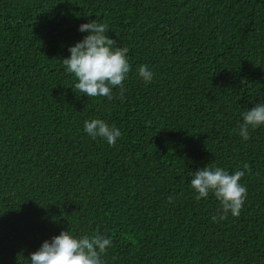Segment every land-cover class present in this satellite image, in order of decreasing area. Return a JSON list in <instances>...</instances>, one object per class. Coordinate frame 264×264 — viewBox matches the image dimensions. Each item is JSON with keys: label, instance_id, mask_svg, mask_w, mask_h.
Instances as JSON below:
<instances>
[{"label": "trees", "instance_id": "16d2710c", "mask_svg": "<svg viewBox=\"0 0 264 264\" xmlns=\"http://www.w3.org/2000/svg\"><path fill=\"white\" fill-rule=\"evenodd\" d=\"M92 19L128 49L111 100L62 63ZM261 100L264 0H0V264L61 230L110 236L105 264H264V125L238 134ZM94 118L115 145L83 131ZM206 164L245 171L239 216L195 198Z\"/></svg>", "mask_w": 264, "mask_h": 264}, {"label": "clouds", "instance_id": "9594fccd", "mask_svg": "<svg viewBox=\"0 0 264 264\" xmlns=\"http://www.w3.org/2000/svg\"><path fill=\"white\" fill-rule=\"evenodd\" d=\"M78 31L86 35L68 47L70 55L62 59L63 67L76 78L74 88L80 93L88 98L106 97L111 100L113 89L123 92V84L128 79L131 70L128 49L118 47L116 41L107 35L108 26L95 22V19L81 23ZM137 75L145 83L154 79L153 70L146 64L139 66ZM240 116L242 122L238 134L247 141L250 139L249 129L264 125V100L242 111ZM83 131L93 140L100 139L108 146L115 145L122 135L118 127L109 126L99 118L85 120ZM244 175V170L229 173L219 166L206 164L190 173L189 186L196 193L197 200L214 195L219 202L220 218L229 213L239 216L247 197V188L240 182ZM168 199L171 202L173 197ZM111 244V237L99 231L78 236L69 230H61L51 239L44 240L28 260L29 264H105L103 256Z\"/></svg>", "mask_w": 264, "mask_h": 264}]
</instances>
